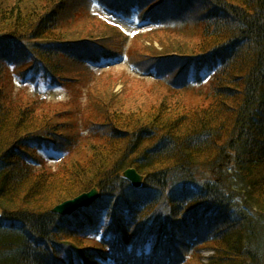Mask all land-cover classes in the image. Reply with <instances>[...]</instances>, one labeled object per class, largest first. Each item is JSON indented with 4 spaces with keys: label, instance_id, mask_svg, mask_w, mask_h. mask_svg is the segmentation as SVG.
Returning <instances> with one entry per match:
<instances>
[{
    "label": "trees",
    "instance_id": "1",
    "mask_svg": "<svg viewBox=\"0 0 264 264\" xmlns=\"http://www.w3.org/2000/svg\"><path fill=\"white\" fill-rule=\"evenodd\" d=\"M96 5L177 38L132 55L110 23V37L64 33ZM123 57L165 92L158 104L124 111L101 92L97 68ZM16 79L35 86L25 104ZM41 84L86 88L97 120L41 112ZM93 189L92 206L52 212ZM82 257L264 264V0H0V264Z\"/></svg>",
    "mask_w": 264,
    "mask_h": 264
},
{
    "label": "rangeland",
    "instance_id": "2",
    "mask_svg": "<svg viewBox=\"0 0 264 264\" xmlns=\"http://www.w3.org/2000/svg\"><path fill=\"white\" fill-rule=\"evenodd\" d=\"M94 13L97 14V19H83L68 25L64 27V33L72 35L74 38H84L87 36L95 37L100 34H102L101 38L110 37L112 36V33H107L108 23L117 24L129 35H135L130 41V52L132 55L141 51L146 52L145 50L152 47H156L161 51V42L172 43L173 39L177 38L171 33L167 34L166 32L158 31L156 29L150 30V26L143 25L138 22L135 17L131 20H123L121 17L106 11L105 8L100 6L94 8ZM186 44V46L193 48L194 40L188 41ZM142 55H147V53H143ZM97 71L100 72V83L98 86L101 87V92L103 93L106 89V91L112 93V90H114L116 98L115 104L118 103L121 110L126 111L128 109H136L139 107L144 109L154 106L160 102L162 96L165 94L161 89H156L157 85L151 77L134 70L124 61V59L112 63L111 65L101 66L97 68ZM19 85L20 84L16 82L15 84L12 82L11 89L16 97L15 99L20 104H25L28 100L33 98L31 95H33L34 88L33 86H26V88L22 89ZM41 86V98H46L48 101L45 105L46 108H44V110L42 109L41 112L52 115L55 111L74 108L77 110V115L75 117L76 124L78 123L81 126L84 125L82 120H84L86 116L89 120H97L98 112L95 113L92 109H89L88 111L86 109V88H78L77 91V87L74 85L53 89L45 84H42ZM116 93L118 95H116ZM186 101L187 103L192 104L196 99L187 96ZM98 102L101 101L98 100ZM51 159L56 160L57 162L60 161V159L57 160L56 155L52 156ZM56 164H52V166H56ZM210 249L211 246L204 249L201 252V257L212 256Z\"/></svg>",
    "mask_w": 264,
    "mask_h": 264
},
{
    "label": "water",
    "instance_id": "3",
    "mask_svg": "<svg viewBox=\"0 0 264 264\" xmlns=\"http://www.w3.org/2000/svg\"><path fill=\"white\" fill-rule=\"evenodd\" d=\"M124 178L128 179L134 187H140L142 185V177L139 176L136 170L129 169L124 173ZM98 198V192L94 189L87 194H83L74 200L65 202L56 208L53 212L60 215H69L74 211L87 207L95 202Z\"/></svg>",
    "mask_w": 264,
    "mask_h": 264
}]
</instances>
